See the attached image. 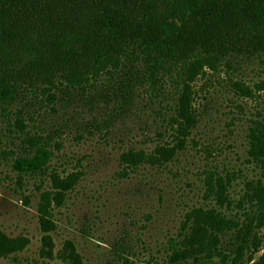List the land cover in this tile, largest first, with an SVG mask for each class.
<instances>
[{
  "label": "rangeland",
  "instance_id": "1",
  "mask_svg": "<svg viewBox=\"0 0 264 264\" xmlns=\"http://www.w3.org/2000/svg\"><path fill=\"white\" fill-rule=\"evenodd\" d=\"M171 1L161 45L140 61L168 50L204 0ZM128 63L106 61L76 88L71 79L25 86L1 105L0 231L23 240L0 264H232L172 253L174 243L185 248L191 209L244 219L262 206L264 160L249 154V133L264 125V53L204 48L158 81L125 73ZM185 97L197 117L188 135L179 128ZM41 145L51 151L47 165L20 172L15 161ZM159 147L170 150L157 155ZM72 173L78 178L63 200L50 201L55 177ZM217 177L226 182L224 203ZM255 231L258 250L246 264H264V222Z\"/></svg>",
  "mask_w": 264,
  "mask_h": 264
},
{
  "label": "trees",
  "instance_id": "2",
  "mask_svg": "<svg viewBox=\"0 0 264 264\" xmlns=\"http://www.w3.org/2000/svg\"><path fill=\"white\" fill-rule=\"evenodd\" d=\"M170 7V0H0V107L15 101L25 86L46 89L71 79V87L76 88L80 80L92 79L104 62L118 57L129 61L125 73L158 81L181 70L189 55L204 48L222 56L264 53V0H204L195 6L192 21L179 26L168 50L140 61V52L161 45ZM6 91L11 93L4 96ZM188 100L180 98L183 135L197 122ZM249 134V154L264 160V125L256 124ZM34 148L15 161L20 172L40 171L50 160L46 145ZM168 150L159 147L156 153ZM77 178L76 173L65 178L57 175V190L50 201L61 202L64 190L72 188ZM217 178L218 196L224 203L228 201L226 182ZM260 198L262 206L244 219L231 218L213 207L191 209L187 214L190 233L185 248L174 243V260L193 253L196 263L218 256L232 258V264L250 262L258 250L255 228L264 222V194ZM39 211L43 212L41 205ZM21 240L0 231V255L20 249Z\"/></svg>",
  "mask_w": 264,
  "mask_h": 264
}]
</instances>
